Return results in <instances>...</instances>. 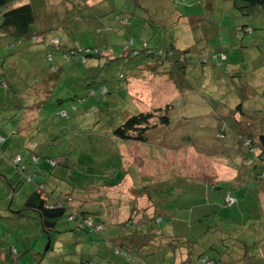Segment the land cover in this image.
Returning <instances> with one entry per match:
<instances>
[{
    "label": "rangeland",
    "instance_id": "rangeland-1",
    "mask_svg": "<svg viewBox=\"0 0 264 264\" xmlns=\"http://www.w3.org/2000/svg\"><path fill=\"white\" fill-rule=\"evenodd\" d=\"M26 1L35 8L37 41L0 34V169L13 167L21 182L51 187L57 198L83 200L76 209L87 211V220H69L68 202L56 228L46 231L36 212L8 218L0 204V243L10 258L5 264H141L113 237L130 238L145 226L155 229L158 240L197 237L195 251L206 250L209 257L190 264H264V161L257 158L260 149L254 153L243 143L264 132V5L241 9L233 0L10 5ZM171 45L185 54L183 71L170 64L166 72L165 61L158 65L131 56L150 48L157 53L151 58L163 60ZM87 48L98 55L81 52ZM92 87L96 93L88 96ZM42 88L54 93L45 101L43 121L30 122L32 109L25 106L39 100ZM168 104L171 122L150 129L146 141L113 135L128 116ZM35 142H44L42 150L49 148L58 163L46 159V171L29 180L31 173L21 168L38 152ZM22 155L17 167L12 160ZM132 183L138 211L127 214L125 223L113 221L117 201L127 202L122 194L134 193L127 188ZM18 188L14 201L10 188L5 204L12 211L25 204ZM148 202L151 213L143 215ZM135 216L150 220L137 222ZM12 244L19 253H11ZM171 256L165 248L146 258L172 264ZM184 257L180 252L176 263Z\"/></svg>",
    "mask_w": 264,
    "mask_h": 264
},
{
    "label": "trees",
    "instance_id": "trees-1",
    "mask_svg": "<svg viewBox=\"0 0 264 264\" xmlns=\"http://www.w3.org/2000/svg\"><path fill=\"white\" fill-rule=\"evenodd\" d=\"M14 1L16 0H0V12L2 14L0 18V34L16 36V37H19L20 39H24V38L31 39V41L36 42L38 39L37 33L33 31V28H32L35 22V8L33 4L29 2H23L21 4L11 6L10 4H12V2ZM233 1L241 9L248 7V6L257 5V4L264 5V0H233ZM55 41L57 42V40ZM171 46L172 47L168 48L170 51H167L166 57L163 58V60L161 59L159 60V58H156V59L151 58L153 57L154 54H157V53L156 51H153V49L152 51L147 50L150 48H143L142 50H138L139 52L137 51L135 52V54L131 56H134V57L146 56V57H149L151 61H153L155 64H158V65H160V63L164 61L167 64L168 62H170L169 64L171 65H175V66L180 65L182 68L180 69L179 67V69L183 71V66H182L183 63L181 62H183L185 54L183 52H176L177 48H174L173 45ZM94 50H95L94 48L93 49L87 48L85 50L82 49L81 52H83L86 55H93V56L98 55V53ZM71 51H74V49H71ZM76 52H79V50H77ZM175 55L182 56V57L180 59H177ZM222 55H225V54L222 53ZM204 59L205 58H203V60ZM1 82L4 83V85H7L3 79H1ZM106 87L107 86L103 87V92L109 91L106 89ZM44 90H46L43 92L44 98L38 101L40 105L42 103L44 104L45 101H47L49 97L53 95L52 94L53 89L46 88ZM89 93H88V96L95 94L96 91L92 87V89L89 90ZM79 99L81 102H83L85 100V97L79 96ZM171 108H172L171 104H168L164 107H155L150 111H140L139 113L130 115L125 119V121L122 124L113 128V135L123 141H126V140L146 141L148 139L147 134L150 129L154 127H158V125H167L171 122L170 114H169ZM237 109L241 110V103L237 106ZM0 138H1L0 142L4 141L3 140L4 137L1 134H0ZM243 140H244L243 143L254 153H256L257 149H260L261 150L260 153L256 155H257V158L264 161V132L260 133L256 139L253 138V136H250L247 139H243ZM247 157L250 158L249 156ZM21 158L18 162H15L14 160H12V163L15 164L17 167L20 166ZM35 158H37V160ZM32 159L34 160V163H36L37 165L42 159L44 160L49 159L51 163H52V160H55L54 164L58 163L57 158L52 157V156L51 157L50 156H40V155L34 154V156H32ZM251 162L255 164V160L254 161L251 160ZM247 163L249 162L247 161ZM23 169H24V166L21 168V170ZM32 176L34 175H28L29 180L33 179ZM261 176L263 175L260 174L259 176V173H256V178L258 179L262 178ZM73 200H74L73 197L71 195H68L66 199L65 198L64 199L54 198L53 201H50L45 190L42 188H39L25 200L24 207L23 209L19 210L20 211L19 214L24 215L27 210H32L36 212L39 216V221L41 225L43 226V228L46 231H51L54 228H56L57 221L62 219L66 211L69 210L68 202L72 203ZM69 212H70L69 217L73 216V218H69V220H74L77 217L80 218V220L82 221L87 220L86 211L79 210V209L78 210L72 209V211H69ZM204 232L205 231H203V233ZM146 235L151 236L150 238H152V240H156V241L158 240L157 239L158 233L155 231L153 227L151 228L148 226L146 227ZM166 237L164 238L165 240L163 239L165 242L162 243L160 251H163L165 248L169 249L170 253H172V256L170 257V259L173 258L170 263L177 264L176 257L180 254V252L181 253L183 252V249H187L189 254L186 257V260L184 259L183 262H181L180 264H190L193 261L192 254H193V251H195V248L193 247V245L197 243L196 241L197 237L194 238L195 237L194 235L189 236V237L182 236V235H172L168 237L167 240H166ZM150 238H148V240ZM15 250L13 249V251ZM205 251L206 250L200 251L198 253L196 252L194 258L197 257L198 259H202V258L206 259L207 257H209V255H206ZM140 260H141L140 263L151 264L150 262H148L146 259L142 257L140 258ZM206 261L210 262L209 259H207Z\"/></svg>",
    "mask_w": 264,
    "mask_h": 264
},
{
    "label": "crops",
    "instance_id": "crops-1",
    "mask_svg": "<svg viewBox=\"0 0 264 264\" xmlns=\"http://www.w3.org/2000/svg\"><path fill=\"white\" fill-rule=\"evenodd\" d=\"M91 1H93V2H91ZM152 1H154V0H145V1L142 0V3L143 4L144 3H151ZM26 2H29V3L33 4L31 1H26ZM88 2L96 4V3H100L101 1L100 0H88ZM155 2L157 3L159 1L155 0ZM20 3H23V2H20ZM242 12L245 13V10L244 11L242 10ZM207 60L206 61L209 62L210 60H213V59H207ZM206 61L204 63H207ZM169 66H170V64L168 65V67H166V72L167 71H171L169 69L170 68ZM44 91H46V90H44L43 88L39 89V93H38L39 100H34L35 101L34 103L30 104L29 106H25L26 108H29V110L32 109L30 111L29 118H26V119H29L30 122H33L32 120H34V123H39V121H43V119H44L42 117V114H44V110H45L44 108H46V104L42 103L40 105L39 102H38V101H40L41 99L44 98V94H43ZM53 93H54V91H53ZM0 134L3 136L2 133H0ZM35 145H36L35 146V150L38 151V152H34L33 151V152H31L32 155L35 154V155H40V156H49L50 154H52L51 151L49 150V148L45 149V150H42V146H44V142H40V143L35 142ZM32 155H30L28 158H25V161H28L29 164H27L25 162L24 163L25 168L22 171H27L28 173H31L30 175H34V177H35L36 174H38L39 172H41V171L45 172L46 171V170L43 169L45 160L44 159L40 160L39 164L37 165L36 163H34V160L32 159ZM22 160H23V155H22L20 163L22 162ZM30 164H31V166H30ZM11 168L12 169H10L9 171H7V170H5L3 168L0 169V204H2V207H4L3 208L4 209L3 212H5V210H6V212H8V216H7L8 218H10L12 215L15 216V218H16V216L17 217L19 216V213H20L19 210L23 209L24 204H23V206L21 208H19L16 211L10 210L9 206H7V205L5 206V204L7 203L8 199H9L10 188L13 189V194H12V198H11L12 201L15 200L17 194L14 195V193L17 191V188L19 187L21 189V192H20V194L18 196V197H21L19 199V201L21 202L24 199L23 202H25V200L33 192H35L38 189V186H37V183L35 184L33 182H30V183H27V184L21 182V178L19 176L20 174L17 171L13 170V167H11ZM1 179L3 181H1ZM122 185L126 186L124 184H122ZM127 188H129L130 191H133L134 193L133 194L132 193L122 194L126 198L127 202L121 203L120 201H117V205L116 206H117V209H119V210H117L116 208L113 209L112 215L110 217L113 221H117V222L123 221L124 222V220L126 219V215L127 214L132 215V213L134 214L136 211H138V209H136V206H140V204L136 203V195H135V193L137 192L138 188H136L133 183H132V185L127 186ZM44 190H45V192H47L49 194L48 198L50 197L49 198L50 201H53L54 198H57L55 195H53V193H52L53 191H52L51 187L48 188V186L44 185ZM159 190H161V188H156V191H159ZM116 197H117V198H115L116 200L120 199L119 196H116ZM152 198H153V196H151V199ZM82 202H83V200L80 201V200H77V199L74 198L72 203H70V204H72L71 208L73 210H78L76 208H80L79 204H81ZM145 204H146L144 206L145 210H143V212H142L143 215H146L145 213L150 212L152 210L151 209L152 205H150L149 202L145 203ZM152 204H153V207H154V209H153V212H154L155 203L152 202ZM161 204L162 203L158 202L159 206ZM121 207H131V208L129 210H128V208H127V210H122ZM141 208H143V207H141ZM79 210H83V209H79ZM159 210H161V208ZM83 211H85V210H83ZM123 214H124V219H121V215H123ZM134 218H135V220L137 222H140V221L148 222L150 220V219L147 220V219H143V218H138V216H135ZM16 221H17V219H16ZM131 233L132 234H131L130 238L123 237V233L114 235V237H113L114 238V242L117 243V244H120V246L124 247L127 251H131L132 253H134V255H135V257H137V259H140L142 257V258L147 260L148 258H146V257H150L151 255L154 257V255L156 253L161 252L160 250H161V246H162V243L164 242V240H157V241L156 240H152V238H150L151 236L146 235V226L143 229H137V231H133ZM133 234H136V235L133 236ZM148 238H150V239L148 240ZM2 244H4V243H0V261H2V262L4 261V263H2V264H5V262L10 260V258H8L7 253L5 251L6 249L4 250L5 247ZM10 247H11V253H13L12 247H15V245L13 246V244H12V246H10ZM17 252L19 253V249H17ZM183 254L187 257L188 254H189L188 250L187 249H183ZM195 254H196V251H193L192 260H194ZM186 257H184L185 260H186ZM17 263L20 264V260H18ZM150 263L151 264H155L154 261H152V260L150 261Z\"/></svg>",
    "mask_w": 264,
    "mask_h": 264
},
{
    "label": "built area",
    "instance_id": "built-area-1",
    "mask_svg": "<svg viewBox=\"0 0 264 264\" xmlns=\"http://www.w3.org/2000/svg\"><path fill=\"white\" fill-rule=\"evenodd\" d=\"M248 30V29H247ZM246 30V31H247ZM0 140H1V138H0ZM20 156L19 157H17L14 161L15 162H18L19 160H20ZM36 160H37V158H35ZM55 163V160H52V164H54ZM226 201H227V203L228 204H232L233 203V201H234V199L232 198V196H230V195H227L226 196ZM70 218H73V216H71ZM141 264H144V263H141Z\"/></svg>",
    "mask_w": 264,
    "mask_h": 264
}]
</instances>
